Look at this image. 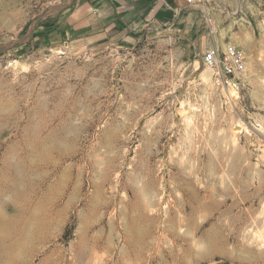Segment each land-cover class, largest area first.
Returning a JSON list of instances; mask_svg holds the SVG:
<instances>
[{
    "label": "rangeland",
    "instance_id": "rangeland-1",
    "mask_svg": "<svg viewBox=\"0 0 264 264\" xmlns=\"http://www.w3.org/2000/svg\"><path fill=\"white\" fill-rule=\"evenodd\" d=\"M74 1L0 0V264H264V0H167L131 46L64 40ZM227 43L236 100L201 80Z\"/></svg>",
    "mask_w": 264,
    "mask_h": 264
},
{
    "label": "crops",
    "instance_id": "crops-1",
    "mask_svg": "<svg viewBox=\"0 0 264 264\" xmlns=\"http://www.w3.org/2000/svg\"><path fill=\"white\" fill-rule=\"evenodd\" d=\"M174 1L179 6L188 5V0ZM175 18L177 14L167 0H76L62 7L61 26L54 31L77 46L108 41L131 46L146 31L162 28L168 19L173 24ZM46 30L52 34V29Z\"/></svg>",
    "mask_w": 264,
    "mask_h": 264
},
{
    "label": "built area",
    "instance_id": "built-area-1",
    "mask_svg": "<svg viewBox=\"0 0 264 264\" xmlns=\"http://www.w3.org/2000/svg\"><path fill=\"white\" fill-rule=\"evenodd\" d=\"M195 1L188 0V4H194ZM208 23L215 26L213 18H209ZM203 63L211 71L216 89L225 91L231 87L238 88L239 78L245 71V58L240 48L230 43L213 46L205 52Z\"/></svg>",
    "mask_w": 264,
    "mask_h": 264
},
{
    "label": "bare ground",
    "instance_id": "bare-ground-1",
    "mask_svg": "<svg viewBox=\"0 0 264 264\" xmlns=\"http://www.w3.org/2000/svg\"><path fill=\"white\" fill-rule=\"evenodd\" d=\"M236 46V45H235ZM239 48V47H238ZM244 49H245V51H247V47H244ZM59 53H63V52H61V51H58ZM243 54V53H242ZM245 54H247V53H245ZM243 56H244V54H243ZM244 58H245V56H244ZM253 64V63H252ZM252 68V65H251V63L250 64H248V69H251ZM245 72H246V66H245V71H244V73L242 74V76L241 77H244L245 76ZM201 80H202V82L203 83H205V85L207 84V85H210V83H211V80H212V73H211V71L210 70H206V71H204V72H202L201 73ZM212 85H213V82H212ZM213 87H214V85H213ZM215 88V87H214ZM216 89V88H215ZM227 91H228V93H227V95L229 96V99L231 98H233V99H239V93H238V88L237 87H231V88H228L227 89ZM205 92V91H204ZM230 99V100H231ZM239 127V126H238ZM237 127V131H240V129L241 128H238ZM194 153H196V152H194ZM202 151H199V155H195V156H192L190 159H191V164L188 166V167H184L183 166V172L185 173V175H187V176H189V177H192V178H194L195 179V181L198 183V185L199 186H201V188H203L204 187V185H205V183H204V185H203V183H202V180H201V178H200V170L202 169L201 167H202V165L204 164V161H206L205 159H203V156H202ZM193 154V153H192ZM197 154V153H196ZM225 157V159H221L219 156H218V154H213L212 156H210L209 157V163H208V166H210V171L213 173V176H214V181H220L221 183H222V178L227 174L226 173V168L227 167H233V163H231V161L229 160V159H231V156L229 155V154H227V155H225L224 156ZM225 161V162H224ZM181 164V163H180ZM188 164V163H187ZM184 165V164H183ZM211 172H210V174H211ZM224 181V180H223ZM213 183H215V182H213ZM218 183V182H217ZM207 184V183H206ZM208 185V184H207ZM213 185V184H212ZM203 186V187H202ZM220 186V185H219ZM215 187V186H214ZM217 187V186H216ZM198 188V187H197ZM209 188V187H208ZM219 188V187H218ZM163 190V189H162ZM204 190V189H203ZM202 190V191H203ZM206 190V189H205ZM211 190V189H210ZM219 190H220V188H219ZM209 191V190H208ZM208 191H206V197L208 198V196L209 197H212L213 196V190L211 191L213 194H209V192ZM163 193H164V191H163ZM216 193V192H215ZM219 193H221L220 191H218L217 192V194L218 195H220ZM161 196H162V192H161ZM179 196V195H178ZM180 197V196H179ZM216 198V197H215ZM209 199V198H208ZM160 200H162V199H160ZM151 202V201H150ZM149 203V202H148ZM219 203V202H218ZM148 205H150V203L148 204ZM151 206V205H150ZM150 206H149V208H150ZM153 206V205H152ZM152 206H151V208H152ZM217 207H219V206H217ZM178 212H180V211H178ZM261 220H263V219H261ZM182 225V224H181ZM249 227H251V226H249ZM248 227V228H249ZM247 228V227H246ZM247 228V229H248ZM181 229V228H180ZM246 229V230H247ZM245 230V231H246ZM244 231V232H245ZM249 233H250V230H249ZM244 234V233H243ZM249 234H248V231L243 235L244 236V240H246V241H249V242H247V244H251V238L248 236ZM251 235V234H250ZM243 240V241H244ZM253 242V241H252ZM258 242V241H257ZM256 242V243H257ZM254 244V243H253ZM252 245V244H251ZM260 248V247H259Z\"/></svg>",
    "mask_w": 264,
    "mask_h": 264
}]
</instances>
